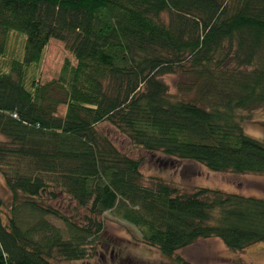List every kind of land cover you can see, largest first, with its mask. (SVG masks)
<instances>
[{"label":"trees","instance_id":"trees-1","mask_svg":"<svg viewBox=\"0 0 264 264\" xmlns=\"http://www.w3.org/2000/svg\"><path fill=\"white\" fill-rule=\"evenodd\" d=\"M10 33L23 47L0 72V264L89 260L108 212L175 264L199 240L232 253L264 243V199L144 185L141 161L97 131L107 123L135 148L213 173L264 176V142L240 116L264 113V0H0V58ZM50 41L71 60L41 85L29 71ZM177 73L191 100L169 95L161 78ZM60 196L72 216L45 203Z\"/></svg>","mask_w":264,"mask_h":264},{"label":"rangeland","instance_id":"rangeland-1","mask_svg":"<svg viewBox=\"0 0 264 264\" xmlns=\"http://www.w3.org/2000/svg\"><path fill=\"white\" fill-rule=\"evenodd\" d=\"M23 38L16 33H10L7 38L6 53L0 58V72L9 70L12 59L20 60ZM71 60L64 44L50 41L46 47L42 61L31 68L29 77L34 76L37 82L45 85L58 78L63 62ZM168 87V93L175 101H188L193 98V91L186 89L192 80L180 73L161 78ZM182 89H181V88ZM186 88V89H185ZM185 89V90H184ZM64 107H59L57 115L62 116ZM243 117L241 125L244 133L256 140L264 142V113H240ZM97 131L106 136L121 153L131 159L140 160V172L143 184L148 185L153 179L162 181L177 188L181 193H189L197 188L219 190L229 194H239L245 197L264 199V176L220 174L208 171L194 162L173 160L161 153H146L133 147L130 142L112 126L104 123ZM0 141H3L0 137ZM0 197L7 206L10 200L3 179L0 175ZM62 215H73L75 205L66 197L60 196L55 202L45 201ZM1 209L2 221L6 224L7 207ZM79 217H76L78 221ZM47 221L55 228L65 231L64 225L53 218ZM104 232L95 248L93 258L78 262H56L54 264H175L163 257L156 249L144 246L139 240L137 230L123 222L113 212L102 217ZM189 264H264V243L248 248L244 252L232 253L226 250L219 240H199L193 246L176 253Z\"/></svg>","mask_w":264,"mask_h":264},{"label":"crops","instance_id":"crops-1","mask_svg":"<svg viewBox=\"0 0 264 264\" xmlns=\"http://www.w3.org/2000/svg\"><path fill=\"white\" fill-rule=\"evenodd\" d=\"M193 246V245H192Z\"/></svg>","mask_w":264,"mask_h":264}]
</instances>
